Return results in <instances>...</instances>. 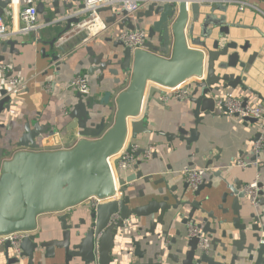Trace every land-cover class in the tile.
<instances>
[{
  "label": "water",
  "instance_id": "obj_1",
  "mask_svg": "<svg viewBox=\"0 0 264 264\" xmlns=\"http://www.w3.org/2000/svg\"><path fill=\"white\" fill-rule=\"evenodd\" d=\"M10 2L0 0V16L1 8ZM209 4V0H176L163 5L153 3L135 16L129 15L124 8L118 12H114L112 6L100 8V12H113L112 16L105 18L107 23H114L117 16H123L119 29L144 28L148 37L143 48L136 50L121 40L114 42L115 52L103 51L98 55L93 45L86 46L91 55L89 73H100L98 80L109 88L100 100L85 99V95L78 92V102L69 113L72 122L68 127L69 130H78L76 144L67 149L43 150L38 138L55 132L54 129L38 122L33 126L26 123L23 134L15 143L19 149L5 158L0 130V237L24 233L18 241L19 251L13 241H5L4 253L0 250V264H116L115 245L124 238L127 223L133 218L152 216L156 218L149 230L151 234L161 225L164 228L159 237L167 239L178 224L187 226L193 222L202 234L210 238L211 245L202 250L199 236H189L188 227L185 233L178 229L172 238V244L176 246L174 253L166 255L161 248L145 263L137 261L133 264H237L236 261H240L239 264H264V210L254 211L246 217L241 215L244 206L241 200L250 202L241 181L231 184L222 171L213 172L233 192L235 216L230 219L223 206H217L222 211L221 215L216 213V209L208 208L214 202L212 193L199 199L205 188L213 189L212 182L205 181L196 190L189 189L186 183L181 194L177 193V188L167 192L163 188L158 189L151 192L152 198L147 203L139 204L140 201L132 196V186L140 178L149 182L152 175H144L141 170L132 174L117 171V155L129 134L137 137L151 132L146 124L150 108L147 105L143 110L146 94L148 100L163 104L155 96L163 91V87H176L190 81L192 94L189 100L194 105V126L186 128L183 125L178 128V133H164L169 142L179 139L190 149L191 144L199 139L198 126L204 115L215 111L216 94L229 87L236 88L245 80L241 76L221 72L238 65L239 45L235 41L223 40V34H229L222 25L225 17L213 14L216 8H222L218 4L211 8ZM44 8V3L37 6L39 13H43ZM66 20L63 32L70 30L80 19L70 15ZM218 25L220 31L215 35L213 26ZM56 40L57 37L50 43L54 45ZM91 40L93 38L83 37L81 45ZM17 43L18 40L13 38L0 40L1 61L5 60L4 53L8 50L17 52ZM240 49L246 51L244 46ZM167 53L169 55H165ZM53 59L58 61L60 57L54 54ZM107 74L116 77L113 83L105 82ZM121 76L129 79V84L117 92L115 87L121 82ZM6 93L7 90L3 89L2 94ZM11 100L12 96H6L0 101V115L10 109L7 103ZM111 101L115 102V117L109 125L106 113L114 109ZM245 121L257 122L254 118ZM5 126L0 118V129ZM143 152L144 149H140L136 154L140 156ZM140 163L138 160L136 169ZM262 170L263 166L259 172ZM262 175L258 182V206H264ZM92 198L101 202L88 206L83 217L73 220L68 210ZM226 198L227 194H224V202ZM51 213L59 214L60 232L39 231V216ZM230 223L237 230L236 234L229 232ZM226 238L231 240L230 246L236 251L230 262H227L230 246L224 241ZM132 241L135 255L144 258L148 250H141V242L135 238Z\"/></svg>",
  "mask_w": 264,
  "mask_h": 264
},
{
  "label": "crops",
  "instance_id": "obj_2",
  "mask_svg": "<svg viewBox=\"0 0 264 264\" xmlns=\"http://www.w3.org/2000/svg\"><path fill=\"white\" fill-rule=\"evenodd\" d=\"M83 1L59 0L55 5L56 0H33L37 6L40 3L45 4L44 12L39 13V21L40 23L49 22V24L40 32L21 34L17 38H13L18 40L15 45L17 52L11 53L8 50L4 53L6 57L4 62L9 65V72L6 76L16 77L25 83L24 88L12 94V100L7 103L10 105V109L4 110L0 115L1 122L6 125L0 129L3 134L1 146L6 150L5 158L11 157L19 149L15 143L23 134L26 123L33 126L38 122L43 126L50 125L52 130L54 129L55 132H48L38 138L43 150L67 149L76 144L79 140L78 130H69L68 128L72 122L69 113L78 102L79 91L68 87L75 76L85 74L90 79L91 91L90 94L85 95V99L100 100L109 88L98 80L100 73L96 72L93 75L89 73L91 55L87 52L86 46L93 45L97 55L103 51L115 52L114 42L116 39L111 37L110 32H105L84 45H81V39L85 34L81 33L70 37L60 46L50 43L65 30L67 16L76 12L82 6ZM25 3L26 1H24ZM209 3L211 8L218 4L223 9L216 8L213 13L217 17H225V22L222 25L223 28L229 30V34L225 32L223 40L235 41L239 45L238 65L230 66L221 72L233 74L236 77L241 76L245 80L236 88L229 87L216 94L215 111L204 115L198 126L199 139L191 144L190 149L186 142H181L179 139L169 142L164 133H178V128L183 125L186 128L194 126L195 116L192 102L190 100H171L162 104L152 99L148 100L146 94L143 110L147 105L150 108L146 124L151 132L137 137L129 134L125 145L127 147L136 146L137 152L140 149L145 151L149 146H153L152 156L146 158L143 154L140 155L138 158L141 160L139 167L136 169L134 165L125 173L132 174L141 170L144 175H152L149 182L140 178L132 186V196L140 201L139 204H144L152 198L151 192H157L158 189L163 188L167 192L171 188H177V193L181 194L186 185L182 175L186 168H209L206 182H212L213 189L205 188L199 199L212 193L214 202L212 207L208 208L216 209V213L221 215L222 211L217 208L218 205H221L228 210L225 215L232 219L235 216L232 209L233 192L213 172L222 171L223 176L231 184H235L238 180L242 182V186L253 182L259 173V168L254 166L241 168L235 165L231 167V165L237 158L246 160L254 158L253 145L257 138L258 128L256 122H246L229 116L225 109L217 103V100L227 92H231L236 96L253 100L264 112V0H209ZM1 10V16L6 18L9 29H12V17L18 16V9L13 10L9 4L2 7ZM206 10L208 11V8ZM112 14V11L103 12L105 18ZM115 29L119 30V27L117 26ZM213 31L217 35L220 25L213 26ZM240 46H244L246 51L240 49ZM1 49L2 46H0V51ZM54 54L60 57L58 61L53 59ZM165 55H169V53ZM107 76L108 79L105 82L113 83L116 77L109 74ZM120 78L121 82L115 87L117 92L125 89L129 84V79L126 80L122 76ZM155 96L159 99L157 93ZM111 104L114 106L113 111L106 113L109 125H112L115 117V102L111 101ZM128 120L130 122L131 118ZM152 122L154 126L151 125ZM11 141L14 144H10ZM262 160L263 170L260 174H263L262 177H264V152H262ZM224 194H227L225 202L223 201ZM142 195L143 197H141ZM241 203L244 205L240 211L243 217L250 216L254 211L258 213L264 210V206L255 208L246 200H241ZM89 204L86 201L78 207L68 210L73 215L72 219L77 220L83 217ZM58 216V213L39 216L38 230L60 232ZM155 218V216L133 218L127 223L124 229V238H121L120 242L115 245L116 264H133L137 261L145 263L161 248L166 255L175 252L176 246L172 244V238L176 236L178 229L185 233L188 225L178 224L170 231L169 238L163 239L159 237L163 226L158 225L154 234L149 231ZM228 229L229 232L237 233L232 223ZM132 238L141 242V250H148L144 258L140 259L135 255L136 248ZM224 241L230 246L231 240L226 238ZM147 242L151 244L148 245ZM0 250L4 253L5 241L0 240ZM235 252V248L230 246L227 262H230L231 255ZM167 262L171 263L169 259ZM236 263L241 262L236 261ZM246 264L253 263L246 262Z\"/></svg>",
  "mask_w": 264,
  "mask_h": 264
},
{
  "label": "built area",
  "instance_id": "obj_3",
  "mask_svg": "<svg viewBox=\"0 0 264 264\" xmlns=\"http://www.w3.org/2000/svg\"><path fill=\"white\" fill-rule=\"evenodd\" d=\"M24 1L26 3L24 4ZM176 0H84L83 7L79 8L76 12L71 14V16L79 17V22L72 26L70 30H73L76 27H81L80 32L75 34H85L84 37L95 38L105 32H110L111 37H114L116 40H121L125 43L127 47H130L132 50L143 48L148 34L146 29H119L115 28L119 26L123 16H117V20L114 23H107L103 14L99 11L100 8L114 7V12H118L121 9L128 11V14L135 16L136 13L140 10L146 9L149 5L156 3L163 5L165 3H173ZM10 6L13 10L18 9L17 15L12 17V29H9L8 21L5 17L0 16V40H6L9 38H17L21 34H29L31 32H40L45 28L48 23H40L39 21V12L37 5L33 0H11ZM15 8V9H14ZM53 23V22H50ZM83 24V26H82ZM70 30L63 32L56 40L55 45L60 46L68 38H65V35L70 32ZM9 72V65L0 61V101L6 96H12L19 89L25 87V83L19 80L16 77H7L6 74ZM71 89H76L84 95L90 94L91 86L90 79L85 74H78L73 78V80L68 85ZM7 90L6 94H2V90ZM192 94V88L189 86V83H182L176 87H163V91L158 94V98L162 102H169L171 100H189ZM219 105H223L226 108V113L233 117L239 118L245 121L248 118H254L257 120V128L259 136L255 139L253 145V155L254 158L251 160H246L244 158H237L235 162L231 165L241 168H247L254 166L259 168L263 164L262 152H264V112L260 106H258L253 100L245 98L242 96H236L231 92H227L224 96L219 97L217 100ZM153 146H149L142 153L144 157L150 158L152 156ZM138 148L136 146H124L123 149L118 153L119 163L117 166V171L126 172L131 167H133L139 156H137ZM141 154V155H142ZM210 171L209 168H194L188 167L183 170L182 175L188 183L189 187L192 190H196L200 185L206 181V175ZM261 180L260 172L257 174L256 179L248 184L243 186L244 191L250 203L253 207L258 208L257 198H258V182ZM89 206H96L100 199L92 198L89 199ZM188 234L191 237H200L199 246L202 250H207L211 245V240L206 235L202 234L199 227L196 223L190 222L188 224ZM24 236V233H15L6 236L0 237V240L13 241V245L18 249V241Z\"/></svg>",
  "mask_w": 264,
  "mask_h": 264
},
{
  "label": "bare ground",
  "instance_id": "obj_4",
  "mask_svg": "<svg viewBox=\"0 0 264 264\" xmlns=\"http://www.w3.org/2000/svg\"><path fill=\"white\" fill-rule=\"evenodd\" d=\"M102 14H103V12H101ZM106 20V19H105ZM82 26H83V24H82ZM80 30H81V27H76V28H74L73 30H70V32L69 33H67L66 35H65V38H68V37H70V36H72V35H74L75 33H77V32H80ZM63 33V32H62ZM62 33H60V35L62 34ZM59 35V36H60ZM58 36V37H59ZM57 37V38H58ZM189 83V80L188 81H185V82H183V83Z\"/></svg>",
  "mask_w": 264,
  "mask_h": 264
}]
</instances>
